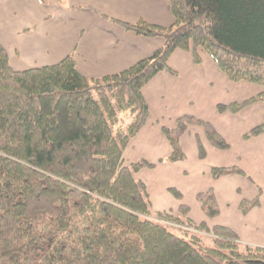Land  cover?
Wrapping results in <instances>:
<instances>
[{"label":"trees","instance_id":"trees-1","mask_svg":"<svg viewBox=\"0 0 264 264\" xmlns=\"http://www.w3.org/2000/svg\"><path fill=\"white\" fill-rule=\"evenodd\" d=\"M169 1V26L115 21L163 44L100 78L80 74L71 55L14 70L0 43V264H264L263 248L242 245L230 228L195 223L185 205L176 214L153 211L137 179L153 164H124L126 147L149 118L142 90L160 72L176 75L168 64L176 50L191 52L197 65L205 53L231 81L263 87L220 111L264 102V0ZM188 124L204 126L215 147H228L210 124L185 115L163 129L168 161L184 159L180 138ZM230 174L243 173L212 170L214 178ZM197 199L209 218L219 214L213 191ZM258 204L240 207L247 213Z\"/></svg>","mask_w":264,"mask_h":264},{"label":"crops","instance_id":"crops-1","mask_svg":"<svg viewBox=\"0 0 264 264\" xmlns=\"http://www.w3.org/2000/svg\"><path fill=\"white\" fill-rule=\"evenodd\" d=\"M115 21L169 26L174 19L169 0H0V43L14 70L53 65L71 55L87 78L119 73L162 46L161 38L136 35ZM201 55L197 65L191 52L176 50L168 61L176 75L160 72L143 88L149 118L129 142L123 161L153 164L137 173L153 211L176 214L185 205L195 223L210 230L230 228L242 245L264 249V130L245 137L264 124V102L219 110L256 97L263 87L231 81L209 55ZM185 115L210 124L228 147H215L204 126L188 124L180 138L184 159L168 161L171 145L163 129L175 128ZM231 167L243 174L212 175L214 168ZM209 190L219 206L213 218L197 199ZM256 199L259 204L244 213L241 203Z\"/></svg>","mask_w":264,"mask_h":264},{"label":"rangeland","instance_id":"rangeland-1","mask_svg":"<svg viewBox=\"0 0 264 264\" xmlns=\"http://www.w3.org/2000/svg\"><path fill=\"white\" fill-rule=\"evenodd\" d=\"M64 2H65V1H64ZM68 4H69V3L67 2L66 4H63L62 6L65 7V8H67V7H68ZM256 85H257V84H256Z\"/></svg>","mask_w":264,"mask_h":264}]
</instances>
